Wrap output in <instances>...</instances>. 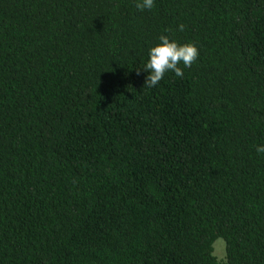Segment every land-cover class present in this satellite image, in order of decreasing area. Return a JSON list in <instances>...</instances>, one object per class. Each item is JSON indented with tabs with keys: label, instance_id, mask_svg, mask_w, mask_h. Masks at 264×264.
<instances>
[{
	"label": "trees",
	"instance_id": "trees-1",
	"mask_svg": "<svg viewBox=\"0 0 264 264\" xmlns=\"http://www.w3.org/2000/svg\"><path fill=\"white\" fill-rule=\"evenodd\" d=\"M136 3L0 0V264H264V0Z\"/></svg>",
	"mask_w": 264,
	"mask_h": 264
},
{
	"label": "clouds",
	"instance_id": "clouds-1",
	"mask_svg": "<svg viewBox=\"0 0 264 264\" xmlns=\"http://www.w3.org/2000/svg\"><path fill=\"white\" fill-rule=\"evenodd\" d=\"M154 6L155 0H137L136 3L140 11L151 10ZM179 28L183 31L184 25L181 24ZM148 55L149 58L140 71L146 74L145 85L152 88L157 86L168 72H173L177 77H183V69L191 67L198 58L199 50L195 43L181 44L167 35H161L159 43L149 49ZM181 64L183 67L180 66ZM255 150L258 154H264V144L256 145Z\"/></svg>",
	"mask_w": 264,
	"mask_h": 264
},
{
	"label": "rangeland",
	"instance_id": "rangeland-1",
	"mask_svg": "<svg viewBox=\"0 0 264 264\" xmlns=\"http://www.w3.org/2000/svg\"><path fill=\"white\" fill-rule=\"evenodd\" d=\"M214 254L219 260L226 258V245L223 239H219L214 244Z\"/></svg>",
	"mask_w": 264,
	"mask_h": 264
}]
</instances>
